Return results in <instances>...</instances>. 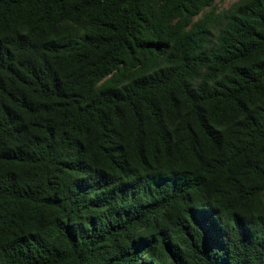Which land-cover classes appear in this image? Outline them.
I'll list each match as a JSON object with an SVG mask.
<instances>
[{"label":"trees","instance_id":"1","mask_svg":"<svg viewBox=\"0 0 264 264\" xmlns=\"http://www.w3.org/2000/svg\"><path fill=\"white\" fill-rule=\"evenodd\" d=\"M0 0V264H264V0Z\"/></svg>","mask_w":264,"mask_h":264},{"label":"rangeland","instance_id":"2","mask_svg":"<svg viewBox=\"0 0 264 264\" xmlns=\"http://www.w3.org/2000/svg\"><path fill=\"white\" fill-rule=\"evenodd\" d=\"M237 0H217L216 1V9L218 11L226 10L228 9L233 3H235Z\"/></svg>","mask_w":264,"mask_h":264}]
</instances>
